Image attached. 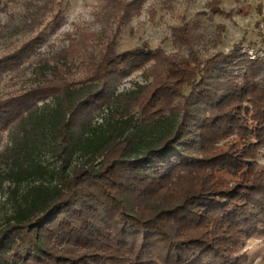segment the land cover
Wrapping results in <instances>:
<instances>
[{"label":"trees","instance_id":"obj_1","mask_svg":"<svg viewBox=\"0 0 264 264\" xmlns=\"http://www.w3.org/2000/svg\"><path fill=\"white\" fill-rule=\"evenodd\" d=\"M38 1L28 3L37 13L57 4ZM147 1L102 0L117 25L111 41L84 31L31 61L40 35L0 58V78L32 69L27 87L0 98V191L11 208L0 264H243V243L264 230V57L115 52ZM176 38L192 44L187 26ZM80 66L88 76L76 83ZM135 72L145 82L119 91Z\"/></svg>","mask_w":264,"mask_h":264},{"label":"rangeland","instance_id":"obj_2","mask_svg":"<svg viewBox=\"0 0 264 264\" xmlns=\"http://www.w3.org/2000/svg\"><path fill=\"white\" fill-rule=\"evenodd\" d=\"M42 1L26 0L25 3L4 5L0 3V58L22 49L26 43L42 35L35 56L52 55L68 47L73 40L79 39L82 32L103 33L113 40L117 25L109 24L102 0H57L53 11L36 12L35 7ZM214 10L222 11L219 14ZM61 13L57 23L55 16ZM187 26L191 34V45H181L176 38V30ZM115 52L124 53L148 44L153 50L161 48L172 57H186L195 51L200 58L208 60L218 53L228 54L236 47L253 60L264 57V0H148L131 21L121 27L119 35L113 41ZM107 45L92 47L88 54L99 56ZM28 61L27 66L32 62ZM80 61H78V64ZM35 64V63H34ZM28 70V69H27ZM32 69L25 75H6L0 78V98H6L30 83ZM88 75L80 66L73 74V81H85ZM145 75L135 72L123 78L117 89L129 91L135 83L143 84ZM190 88L185 90L189 95ZM184 103V101H180ZM8 142V136L0 133V151ZM45 162L51 167L57 163L50 156ZM264 164V154L259 158ZM8 190L0 191V221L10 212ZM263 230V229H261ZM241 247V254L246 255L243 264H264V230L246 239Z\"/></svg>","mask_w":264,"mask_h":264}]
</instances>
